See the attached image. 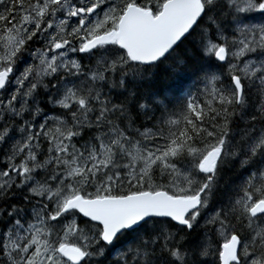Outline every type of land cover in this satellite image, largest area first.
Instances as JSON below:
<instances>
[{"label": "snow or ice", "instance_id": "obj_1", "mask_svg": "<svg viewBox=\"0 0 264 264\" xmlns=\"http://www.w3.org/2000/svg\"><path fill=\"white\" fill-rule=\"evenodd\" d=\"M0 264H264V0H0Z\"/></svg>", "mask_w": 264, "mask_h": 264}]
</instances>
